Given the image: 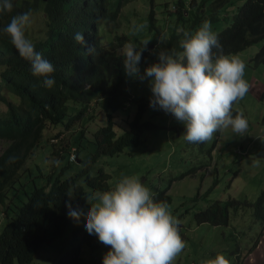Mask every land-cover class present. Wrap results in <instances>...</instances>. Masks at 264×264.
I'll list each match as a JSON object with an SVG mask.
<instances>
[{
    "label": "trees",
    "instance_id": "obj_1",
    "mask_svg": "<svg viewBox=\"0 0 264 264\" xmlns=\"http://www.w3.org/2000/svg\"><path fill=\"white\" fill-rule=\"evenodd\" d=\"M12 2V12H0V28L7 25L13 15L31 10L32 15L38 17L35 23L38 36L32 37L31 41L36 51L41 52L55 67L52 74L54 86L51 89L42 87V81L31 75L29 62L19 56L9 37L0 36V139L6 141L0 151V203L8 197L7 192L12 199L19 201L16 203L11 200L5 206L14 213L0 226V264H29L40 244L51 243L65 230L69 218L66 207L69 200L66 193L69 190L74 194L71 199L74 207V204L83 203L88 193L113 188L108 182L109 173L102 165H99L101 168L94 167L97 159L137 145L141 141L143 128L160 127L156 121H150L151 117L144 116V109L149 105L151 97L146 94L148 84L141 85L137 79L136 88L140 89L135 92L132 89L126 91L123 87L124 84L129 85L127 81L130 79L123 70V46L133 42L139 47L141 40L150 39L149 43L153 44L151 50H155L154 53L148 48L143 51L139 63L142 73L150 63L157 62L158 51H181L178 42L183 39V35L180 30L194 32L205 17L196 15L188 23L190 6L183 16L184 0H176L173 4L174 21L171 20L167 26V32L163 30L158 34L155 28L154 33L148 32L146 36L141 33L133 36L124 26L134 11V6L130 14L124 9V5L131 0ZM151 15L152 10L148 12L146 23L150 31L153 26ZM216 18L213 16L210 19ZM176 20H180V23H175ZM78 32L84 37L83 45L74 39ZM218 35L222 52L226 56L252 42L264 40V0H243L236 6L230 22L218 31ZM159 40L166 42L159 43ZM89 48L94 49L93 52H89ZM213 51L217 52L215 49ZM252 58L264 63V43ZM85 82H89L87 87L84 86ZM100 97L106 98V104L102 106L106 122L89 130L87 124L95 120L94 114L97 116L100 112L97 103ZM126 102L132 103L130 108L124 109L129 117L127 125L116 133L111 125V117L116 116V110L121 109ZM112 106L115 110L110 112ZM236 114L237 111L233 109V116ZM59 133L63 137L57 139ZM51 139L57 142L55 146ZM43 141L49 143L50 153L59 156L53 159V164L58 160H62V164L57 165L60 168L53 173L42 176L44 185L37 186L32 180L42 173L36 168L30 170L27 163H30L35 150ZM71 154L74 156L72 159ZM10 157H14L11 162ZM76 158L80 168L75 173L60 176L63 168L74 163ZM33 165L36 166V163ZM79 177L82 178L80 182ZM29 181L32 185L28 189ZM210 186L201 195V201L206 205L195 212L196 222L230 225L228 218L234 219L237 216L238 222L232 226L242 231L252 224L254 217L259 215L264 220V206L261 203L264 189L252 202L225 194L226 198L221 201L207 196ZM161 196L154 193L152 198L156 202L164 200L167 203L170 200L167 194ZM193 198L196 199L195 195ZM242 202L245 206H240ZM246 209H249L248 217L245 216ZM230 230L226 231L227 238H232ZM68 236L69 247L54 264H80L81 245L94 248L99 242L94 234L89 235L84 225L72 228ZM254 243L248 252L254 248ZM190 259L191 263L188 260L187 264H196L192 257Z\"/></svg>",
    "mask_w": 264,
    "mask_h": 264
},
{
    "label": "clouds",
    "instance_id": "obj_2",
    "mask_svg": "<svg viewBox=\"0 0 264 264\" xmlns=\"http://www.w3.org/2000/svg\"><path fill=\"white\" fill-rule=\"evenodd\" d=\"M13 7L12 0L0 2V12H12ZM173 8L175 9V5ZM31 23V10L13 15L10 22L0 28V36L9 37L19 56L29 62L31 75L42 81V87L51 89L55 83L52 76L55 67L44 58L41 52L36 51L35 44L31 41L32 38L26 37V30ZM145 26L134 23L130 30L131 35H136ZM155 28L151 27V29ZM180 31L183 35V39L178 42L181 51L177 52L175 49L158 51L156 53L157 62L150 63L142 73L139 63L143 51L147 48L151 50L153 47V44L149 43L150 39L141 40L139 47L136 43L128 42L122 49L125 75L149 82L151 93L148 95L151 97L149 105H145V109L147 107L151 109L152 114H158L162 110L171 114L162 121L164 125L168 123L167 129V126L156 121L160 127L165 128L163 136L166 137V131L172 135L177 131V135H180L181 131L179 130H185L183 144L192 145L204 152L201 153L202 159L195 162L198 164L197 166L181 170L172 176L170 181L176 176L180 178L185 174L194 175L197 168L203 165L205 167L210 157L209 152L215 150V145L220 142L217 140L223 137L222 129L230 127L233 133L243 138L233 145L235 152L244 150L251 138L254 137L245 140L248 122L242 113L233 116L235 108L232 105L242 99L249 88L247 81L243 78L244 62L238 57H229L223 54L219 41V30L216 32L212 30L211 21L202 22L194 32L183 29ZM162 32L163 30L158 29V34ZM74 39L80 45L85 43L81 32L76 33ZM165 42L159 40V43ZM214 49L217 52H214ZM93 50L88 49L89 52H93ZM88 83L85 82L84 86L87 87ZM136 86L137 83L131 88H136ZM125 104L127 105L121 106L124 107L121 109L130 108L132 103L126 102ZM260 139L264 142V138ZM70 158L72 159L74 156L71 154ZM13 160L14 157L9 158V162ZM231 160L235 159L231 158ZM186 171L187 173L182 174ZM180 173L181 175H179ZM201 175L202 173L199 174V178ZM213 180L215 182L216 178ZM167 186L162 189H167ZM162 189L154 188L151 192L138 178L125 176L116 183L112 190L96 191L85 197L86 203L89 205L87 211L81 209L79 205L73 207L71 199L74 194L71 191L66 193L69 198L66 202L67 216L76 224H79L83 217L84 227L89 235L94 234L102 244L109 246V250L104 253L103 258H97L93 264H97L99 261L102 264H173L175 259L178 263L180 258L176 257L185 248L182 239L186 234L182 229L181 221L171 215L164 200L156 202L152 198L154 193H158L160 196L167 194L171 197L169 193H160L159 190ZM194 190L196 199L193 198V195L190 200H201V195L205 191L198 192L196 187ZM206 194L207 196L212 195L210 190ZM263 199L262 197L261 200L263 201ZM219 227L222 243H227V240L231 239L226 237L227 229H231L230 232L235 235L234 246L228 249L225 255L215 251L213 260L209 261V264H229L231 259V264L239 262L242 264L243 259L249 253L248 249L252 242L255 241V246L258 244L259 238L264 232V220L258 215V217H254L252 224L246 229H241L242 231L235 229L231 224L215 225L216 230ZM242 241L247 244L242 246ZM90 248L93 249V247ZM216 254L218 255L216 256ZM80 264H83L82 259Z\"/></svg>",
    "mask_w": 264,
    "mask_h": 264
},
{
    "label": "rangeland",
    "instance_id": "obj_3",
    "mask_svg": "<svg viewBox=\"0 0 264 264\" xmlns=\"http://www.w3.org/2000/svg\"><path fill=\"white\" fill-rule=\"evenodd\" d=\"M184 7L188 9V5L191 10L187 16V22L190 23L196 15L204 16V21H211L212 30L214 32L220 30L226 23L231 19L232 13L236 6L241 4L243 0H184ZM176 0H131L126 3L125 10L128 14L131 13L130 21L125 22V27L131 30L133 24L146 25L147 15L152 10L153 26L167 32V26L173 20L175 15V9L173 4ZM183 16L187 13L183 11ZM216 16V19H210ZM128 19V17H127ZM38 21L36 15H32V23L26 30V37L28 39L37 37V27L35 23ZM203 21V22H204ZM175 23L179 24L180 20H176ZM202 24L200 22L199 26ZM194 26H196L194 24ZM148 30L145 26L143 30L138 33L146 36V33L153 32ZM194 30V29H193ZM131 32V31H130ZM137 33V34H138ZM167 34V33H166ZM264 40H259L250 43L240 51L228 55L229 57H238L245 64L243 78L248 83V92L240 100L233 104V107L237 108L249 123L258 122L264 129V63L256 62L251 57L254 52L258 50ZM151 48V47H149ZM130 86L137 83V79L130 78L128 81ZM149 85V82L144 80L141 81V85ZM128 84H124L126 91L135 92L139 88H131ZM150 88L147 86L146 94H150ZM98 107L100 112L98 115L94 114V119L89 121L87 124L88 129L94 128L97 124H104L106 119L103 117L102 106L106 104V98L103 97L97 99ZM124 103L122 106H126ZM114 106L110 107V112H113ZM124 108V107H121ZM97 112V110H96ZM171 114L165 113L163 110L159 111L158 114H152V110L148 107L145 109L144 116L151 117L152 121H157L161 125L162 120L165 117H169ZM128 114L123 109L116 110V116L111 117L113 129L116 133L122 130V127L127 125ZM263 123V124H262ZM166 123L164 126H167ZM168 126L166 127V129ZM260 129V127H259ZM177 135V131L172 135L166 131V137L163 136L165 132L164 127H158L156 129L143 128L141 134V141L135 145L130 146L117 154L113 155H102L97 159L94 167L98 166L109 173L108 182L115 187L116 183L123 177H135L142 182V184L148 188L151 192L154 188L162 189L168 185L167 189H162L161 193H169L171 195L170 200L166 203L168 210L171 215L177 218L182 223V229L186 236L182 239L185 243V248L176 257L180 258L178 263L176 259L173 264H187L186 259L192 257L196 264H209V261L213 260L212 257L215 255V251H219L222 255H225L228 249L234 246V234L231 233L232 238L227 240V243H222L220 227L216 230L215 225L209 222H196L195 212L204 204L200 199L190 200L194 195L196 187L198 192L206 191V188L211 185L212 179L215 182L210 186V193L212 195L209 198L216 197L221 201L227 196H233L235 198H245L248 201H254L255 198L261 193L264 188V142L261 141V133L251 138L249 143L245 146V149L239 152H235L234 144H236L241 138L239 135L233 133L231 128L223 129V137L215 145V150L210 151L209 160L206 162V166H200L196 172L192 174H185L182 177L176 176L175 179L169 180L172 176L178 174L181 170L189 169L190 167L197 166L198 162L202 159V150L193 147L192 145L183 144L184 137L183 132ZM154 133V134H152ZM48 136H51L50 134ZM63 137L61 133L58 134L57 139ZM157 137V138H155ZM155 138V139H154ZM53 140V139H51ZM54 146L57 143L54 141ZM6 141L0 139V150L5 146ZM49 143L43 141L33 156L30 159V163L27 166L30 170H36L42 173L39 177H35L32 182L35 185H44L43 177L45 174L53 173L57 165L62 164V160H58V163L53 164V159L59 157L56 153H50ZM92 148V144L90 143ZM88 148V147H86ZM234 158L235 160H231ZM36 163V166L33 165ZM79 161L70 163L68 167H64L60 176L75 173L79 168ZM56 165V166H54ZM236 169V170H235ZM202 173L199 178V174ZM82 180L79 177L78 181ZM32 183L29 181L27 184L28 189ZM48 186H46L47 188ZM112 188V189H113ZM111 189V190H112ZM194 190V191H193ZM160 191V190H159ZM70 192V190L68 191ZM8 197L4 198L3 202L0 203V226L9 216L13 214L5 206L7 202L13 200L18 203L17 199H12V196L7 192ZM91 194L88 193V196ZM264 198V194L262 196ZM240 201V200H239ZM264 204V199L262 201ZM10 205L13 206L11 202ZM76 204H74V207ZM80 208L87 211L89 205L86 200L79 204ZM240 206H245L244 202ZM239 206V207H240ZM237 207V206H236ZM247 208L248 205H247ZM249 209L245 210V216L248 217ZM244 215V214H243ZM237 218V216H236ZM228 218V222H238L237 219ZM84 225L83 217L79 224H76L73 220L68 218L67 226L61 236L53 239L51 243H42L34 253L31 262L29 264H54L59 254L68 247L70 238L69 231L72 228ZM254 232V231H253ZM252 232V233H253ZM65 233V234H64ZM251 233V234H252ZM249 238V236H248ZM247 243L249 244L248 240ZM247 243L241 242L242 246ZM109 250V246L102 244L99 241V245L95 248H89L85 245H81V259L83 264H93V261L97 258L102 259L104 253ZM191 259H189L190 261ZM232 260V259H231ZM231 260L229 264H231ZM238 264H241L240 262ZM242 264H264V232L259 238L258 244L253 248L247 256L243 259Z\"/></svg>",
    "mask_w": 264,
    "mask_h": 264
},
{
    "label": "crops",
    "instance_id": "obj_4",
    "mask_svg": "<svg viewBox=\"0 0 264 264\" xmlns=\"http://www.w3.org/2000/svg\"><path fill=\"white\" fill-rule=\"evenodd\" d=\"M233 107V105H232ZM235 108V107H234ZM235 110L237 111V113H241L237 108H235ZM264 123V122H263ZM262 123V124H263ZM260 127V129H259ZM230 128V127H229ZM262 135L261 138H264V129L261 127V124L258 122L255 123H249L248 122V128H247V133L245 134L246 137L244 138L245 140H249L250 137L256 136L258 134ZM221 134L223 135V129L221 130Z\"/></svg>",
    "mask_w": 264,
    "mask_h": 264
}]
</instances>
